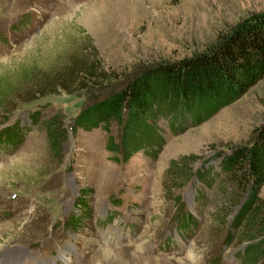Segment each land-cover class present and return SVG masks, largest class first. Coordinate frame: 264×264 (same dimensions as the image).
I'll return each mask as SVG.
<instances>
[{"label": "rangeland", "instance_id": "1", "mask_svg": "<svg viewBox=\"0 0 264 264\" xmlns=\"http://www.w3.org/2000/svg\"><path fill=\"white\" fill-rule=\"evenodd\" d=\"M262 13L264 0H0V264H65L62 254L71 264H245L252 242L234 219L246 197L195 173H220L218 155L253 140L264 79L201 124L171 134L160 119L154 159L115 162L106 147L109 136L120 142L116 124L73 125L146 67L206 51ZM73 66L94 88L62 89L83 84ZM174 161L185 164L180 176L194 175L183 187Z\"/></svg>", "mask_w": 264, "mask_h": 264}, {"label": "trees", "instance_id": "2", "mask_svg": "<svg viewBox=\"0 0 264 264\" xmlns=\"http://www.w3.org/2000/svg\"><path fill=\"white\" fill-rule=\"evenodd\" d=\"M73 71L83 84L69 89L61 86L63 90L94 88L87 86L85 81L90 78L84 68L73 66L67 72ZM263 79L264 13L243 19L206 51L179 61L146 67L119 90L86 104L76 116L73 128L75 131L76 125L84 131L101 128L108 132V126L114 123L120 128V142L115 143L109 136L106 149L115 162L127 163L139 153L154 159L164 146L165 129H161L160 119L167 120L171 134L193 122L201 124L240 99ZM47 92L53 93L52 90ZM179 115H182L180 120L176 119ZM47 129L54 149L58 137L52 134L50 126ZM4 135L12 141L20 138ZM4 144L9 145L6 141ZM220 156V173L210 170L198 171L195 175L201 184L219 179V187L225 196L233 189L246 197L234 224L241 227L243 241L252 242L243 254L245 264H257L264 246V202L259 198L264 185V123L255 131L249 144ZM172 164H176L171 169L177 180H182L180 187H183L194 175L188 173L183 178L179 174L184 173L185 164L177 166L175 161ZM82 197H78L77 206L84 210L83 214L86 210ZM72 221L69 220V224L74 225L78 219L75 217Z\"/></svg>", "mask_w": 264, "mask_h": 264}, {"label": "bare ground", "instance_id": "3", "mask_svg": "<svg viewBox=\"0 0 264 264\" xmlns=\"http://www.w3.org/2000/svg\"><path fill=\"white\" fill-rule=\"evenodd\" d=\"M110 233H111V232H110ZM111 235H112V233H111ZM69 251H70V249H69ZM107 252H108V251H107ZM64 254H65V253H64ZM108 254H109V253H108ZM65 255H66V256H65ZM65 255L62 254V256L65 257V258H63V259L66 261L65 264H71V263H70V260H69V259H70V256H69L68 254H65ZM191 256L193 257V253L191 254Z\"/></svg>", "mask_w": 264, "mask_h": 264}]
</instances>
